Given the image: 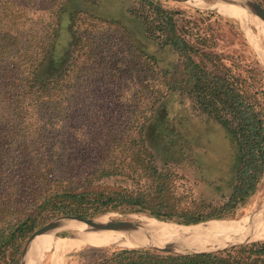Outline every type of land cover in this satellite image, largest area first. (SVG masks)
I'll return each mask as SVG.
<instances>
[{
    "label": "trees",
    "instance_id": "1",
    "mask_svg": "<svg viewBox=\"0 0 264 264\" xmlns=\"http://www.w3.org/2000/svg\"><path fill=\"white\" fill-rule=\"evenodd\" d=\"M131 1L109 18L102 0H0V264H19L30 234L60 214L119 210L194 224L233 215L258 190L259 91L205 66L198 56H215L200 51L177 11ZM175 94L214 118L233 147L220 202L176 190L172 169L191 143L162 112ZM75 256L83 264H264V239L208 253L106 246Z\"/></svg>",
    "mask_w": 264,
    "mask_h": 264
},
{
    "label": "rangeland",
    "instance_id": "2",
    "mask_svg": "<svg viewBox=\"0 0 264 264\" xmlns=\"http://www.w3.org/2000/svg\"><path fill=\"white\" fill-rule=\"evenodd\" d=\"M158 1L166 9L177 11L176 17L179 26L186 33L190 34V39L195 42L200 51L212 53L215 56L214 62L205 57L198 56L205 66L211 69L218 66L244 79L247 88L254 92L259 91V98L264 106V67L262 65L264 63V56L253 45L249 31L245 25L238 19L221 12V9L229 6L217 9L213 6H196L191 2L178 0ZM196 1L198 2V0ZM214 2L215 0H204V3L198 4L211 5ZM130 4L133 5L134 2L131 0H102V16L109 18L113 16L121 17L123 16L122 12L126 11ZM218 5L221 6V3ZM97 25L100 29L108 28V26L114 27L100 21L97 22ZM250 27L254 32L259 33L255 25H250ZM130 88L127 85V89L124 90L128 98H131L133 93ZM162 112L166 120L169 121V126H173L178 131H181L191 143V146L185 150V159L178 167L173 166L172 169L175 171L174 180L177 192L193 195L195 198H205L213 203L220 202L216 188L221 186L223 191H227L228 183L234 173V150L224 129L214 118L207 114H201L198 110L194 109L189 99L176 94L169 98ZM261 187L263 188L261 189ZM261 190H264V177L259 184L258 190L246 204L236 209L233 215L221 219L236 220L240 218L262 192ZM60 215L43 221L39 227ZM137 215L157 219L142 212H123L119 210L108 211L98 216H106L109 219L123 221L133 220V217ZM73 233L75 231L71 229L59 230L55 233V238H68ZM27 240L23 244L22 250ZM100 245H84L72 249L67 253L64 264H83L85 258H79L75 254L85 248L106 246L130 247L125 244ZM54 254H56L54 247L46 249L41 264H52Z\"/></svg>",
    "mask_w": 264,
    "mask_h": 264
},
{
    "label": "bare ground",
    "instance_id": "3",
    "mask_svg": "<svg viewBox=\"0 0 264 264\" xmlns=\"http://www.w3.org/2000/svg\"><path fill=\"white\" fill-rule=\"evenodd\" d=\"M196 6H213L221 8L225 15L238 19L248 29L255 48L264 56V19L259 17L247 0H222L211 5H200L204 0H189ZM221 3V6L218 4ZM255 25L259 33L253 31ZM263 187H261L262 189ZM262 191V190H261ZM112 217V216H111ZM125 225L123 231L100 230L80 220H62L54 228L37 235L31 245L27 264H41L45 250L56 249L52 264H64L69 251L84 245L100 244H155L164 246L171 244L177 249L208 250L226 246L230 243L253 241L264 238V190L236 220L214 219L191 225H180L163 222L143 215H137ZM102 220H107L103 217ZM138 222L137 230L132 224ZM74 230L68 238H55L59 230ZM124 229L133 231L125 233ZM127 231V230H126Z\"/></svg>",
    "mask_w": 264,
    "mask_h": 264
},
{
    "label": "water",
    "instance_id": "4",
    "mask_svg": "<svg viewBox=\"0 0 264 264\" xmlns=\"http://www.w3.org/2000/svg\"><path fill=\"white\" fill-rule=\"evenodd\" d=\"M178 1L189 2V0H178ZM217 1H222V0H215V2H217ZM247 1L251 3L252 10L259 17L264 19V6L261 5L257 0H247ZM215 2L213 4H215ZM210 7H212V6H210ZM262 65L264 67V63H262ZM263 90H264V77H263ZM102 218H103V216L83 217V216L71 215V214H64V215H60L56 218H53L52 220L48 221L47 223L43 224L41 227H39L38 229L33 231L31 233V235L28 237V240H27V242H26V244L22 250V253H21L20 264H27V261L29 259V253H30V245H31L33 239L37 235L54 228L62 220H71V219L80 220V221H82L86 224H89L90 226H92L94 228H98L100 230H112V231H118V232L123 231L124 226L128 225L129 222L131 221V220L119 221V220H114V219H109V218H107V220H102ZM160 221H163V220H160ZM163 222L175 223V224H180V225H190V224H184V223H178V222H172V221H163ZM132 226H133L134 230H137V228H140V227H137L138 226L137 221H135V223L132 224ZM124 232L129 233V234H133V231L128 230V229H124ZM258 240H260V239H258ZM258 240L234 242V243H230V244L223 246V247L208 249V250H191V249L182 250V249L175 248L171 244L164 245V246H159V245H155V244H134V245H129V246L130 247H141V248H143V247L152 248V249H157V250L164 251V252H173V253H179V254H188V253L195 254V253L217 252V251L225 250V249L233 247V246L243 245V244L251 243L254 241H258ZM111 244H118V243H111ZM107 245H110V244H107ZM100 246H103V245H100Z\"/></svg>",
    "mask_w": 264,
    "mask_h": 264
}]
</instances>
